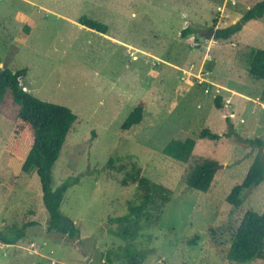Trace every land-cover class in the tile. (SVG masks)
<instances>
[{
	"label": "rangeland",
	"instance_id": "rangeland-1",
	"mask_svg": "<svg viewBox=\"0 0 264 264\" xmlns=\"http://www.w3.org/2000/svg\"><path fill=\"white\" fill-rule=\"evenodd\" d=\"M225 1L0 0L1 66L27 68L26 91L77 115L54 165L53 186L77 180L62 211L80 229L75 239L48 231L36 170L17 174L8 165L16 110L9 103L0 109V230L14 222L37 224L15 245L0 241V264H129V248L144 255L140 264H239L228 257L234 232L247 210L264 213V181L243 191L241 206L226 200L255 156L264 158V144L247 142L264 141V80L247 69L248 47L264 49V16L229 39L204 38L208 28L236 23L261 0H228L229 16L220 22L217 7ZM83 15L107 25V33L81 24ZM188 25L199 34L180 35ZM218 95L230 116L216 107ZM140 101L141 123L123 129ZM227 117L231 135L198 137L205 127L227 133ZM176 136L196 141L188 161L163 152ZM204 159L219 163L208 192L183 179ZM132 163L171 197L165 205L158 199L159 209L144 216L137 235L124 238L127 224L113 219L128 215L142 195L138 183H122Z\"/></svg>",
	"mask_w": 264,
	"mask_h": 264
},
{
	"label": "trees",
	"instance_id": "trees-1",
	"mask_svg": "<svg viewBox=\"0 0 264 264\" xmlns=\"http://www.w3.org/2000/svg\"><path fill=\"white\" fill-rule=\"evenodd\" d=\"M264 16V0L257 2L250 8L239 21L227 27H210L204 35L207 38L224 40L231 38L239 32L243 26L252 19ZM79 22L89 28L102 33H107L108 27L104 23L81 16ZM193 31L190 27L183 29V36ZM248 72L257 80H264V49L249 46L247 51ZM0 58V109L9 103L16 106L13 117V126L6 142V150L9 153L8 165L15 173L30 172L36 170L42 187V197L49 214L47 230L67 235L75 239L80 234L79 227L74 220L62 211V203L65 195L77 180L68 179L58 186H53V168L60 157L62 147L77 120L76 113L68 106L41 100L26 91L21 82L27 75V68L12 70L1 66ZM9 99L11 102H9ZM264 101V92L262 95ZM217 108H223L222 96L214 99ZM145 103L138 102L122 124L123 129H129L141 123L144 115ZM227 117L229 130L225 134L214 132L208 127L203 128L198 137L219 140L223 136L233 133L234 126ZM250 143L264 144L260 139H247ZM196 141L192 137H174L163 148L164 154L181 161H188L194 151ZM108 164L114 167V158ZM131 169L125 172L122 179L123 185L138 183L142 190L141 202L129 204V214L119 216L113 221L127 224L121 232L124 238H133L137 235L140 221L144 216L149 219L150 209L162 205L170 200L171 190L161 183L153 181L142 175V169L137 163L131 164ZM219 163L214 159H204L196 165L188 167L184 174V181L190 188L208 192L216 175ZM123 169V168H122ZM264 181V158L259 152L245 176L244 180L235 185L226 197L228 203L239 207L244 202L243 191L258 186ZM37 224L33 222L10 223L0 230V241L6 244H16L26 235V228ZM196 239L192 240L195 243ZM130 250V252H128ZM137 257L144 259L129 248L125 253L129 264H140ZM228 257L239 264L253 262L262 259L264 264V213L255 210H247L234 232Z\"/></svg>",
	"mask_w": 264,
	"mask_h": 264
},
{
	"label": "crops",
	"instance_id": "crops-1",
	"mask_svg": "<svg viewBox=\"0 0 264 264\" xmlns=\"http://www.w3.org/2000/svg\"><path fill=\"white\" fill-rule=\"evenodd\" d=\"M228 1V0H227ZM227 1H225V3L224 4H222V5H219L218 7H217V10L218 11H220V17H219V21L221 22V20L223 19V18H226V17H228L229 15L226 13V10H227V8H226V4H227ZM236 1V0H235ZM194 2H198V0H194ZM198 5V4H197ZM225 5V6H224ZM192 6V5H191ZM193 7V6H192ZM194 8V7H193ZM220 8V9H219ZM230 14H231V12H230ZM233 14V13H232ZM251 21V20H250ZM249 21V22H250ZM192 23V22H191ZM187 27H190L189 25L188 26H186L185 28H187ZM213 27H215V26H213ZM227 27V26H226ZM184 28V29H185ZM215 28H218V27H215ZM221 28H223V27H221ZM242 30V29H241ZM240 30V31H241ZM182 32H183V30L181 31V33H180V35H182L183 36V34H182ZM191 33H194V34H199V29H197V28H193V31L191 32ZM189 35V34H188ZM200 35H202V34H200ZM204 38H206V39H214V38H207V37H205L204 35H202ZM214 40H216V39H214ZM10 245H15V244H10Z\"/></svg>",
	"mask_w": 264,
	"mask_h": 264
},
{
	"label": "water",
	"instance_id": "water-1",
	"mask_svg": "<svg viewBox=\"0 0 264 264\" xmlns=\"http://www.w3.org/2000/svg\"><path fill=\"white\" fill-rule=\"evenodd\" d=\"M224 113L226 116H230V111L228 110L227 106L224 107Z\"/></svg>",
	"mask_w": 264,
	"mask_h": 264
},
{
	"label": "built area",
	"instance_id": "built-area-1",
	"mask_svg": "<svg viewBox=\"0 0 264 264\" xmlns=\"http://www.w3.org/2000/svg\"><path fill=\"white\" fill-rule=\"evenodd\" d=\"M220 9V8H219Z\"/></svg>",
	"mask_w": 264,
	"mask_h": 264
}]
</instances>
